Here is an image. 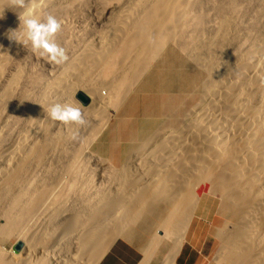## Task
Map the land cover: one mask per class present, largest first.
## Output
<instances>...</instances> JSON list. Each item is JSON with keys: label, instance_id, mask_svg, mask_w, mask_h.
I'll list each match as a JSON object with an SVG mask.
<instances>
[{"label": "bare ground", "instance_id": "1", "mask_svg": "<svg viewBox=\"0 0 264 264\" xmlns=\"http://www.w3.org/2000/svg\"><path fill=\"white\" fill-rule=\"evenodd\" d=\"M57 1L24 0L23 7L7 8L11 7V0H0V7H5L0 9V240L13 234L15 243L22 244L15 252L7 250L0 241V264H99L102 254L121 234L122 226L136 215L151 214L155 203L162 204L163 208L162 237L172 240L164 264H175L185 235L177 233L172 237V232L184 223L185 217L199 211L202 197L213 203V220L217 222V255L213 264H264V30H256L246 38L240 34L236 20L241 14V5L236 0L218 3L216 26L207 32L204 31L207 20L204 21L206 28L202 24L209 15L203 10L205 0H117L115 5L108 6L107 25L99 32L96 30L91 39L82 38L84 41L76 48L71 46L75 49L58 67L56 78L44 80L48 82L38 88L35 102L31 104V100L27 103L29 106L25 103L27 108L24 101L29 100V94L24 92L14 104L19 72L10 74L8 68L20 44L11 41L8 33L18 26L19 15L37 16L46 8L50 13ZM167 41L176 43L175 47L207 75L193 107L185 106L188 114L183 113L182 117L186 128L176 136L171 132L167 137L161 131V134L156 131L157 136L147 130L156 135L153 138H158V145L152 149L154 153L146 155L144 166L140 165L144 161L142 156L136 159L135 155L133 161L130 158L133 162L130 167L126 166L131 165L128 159L125 165L122 161L123 166L116 169L114 176L121 189L116 188L114 191L118 192L112 198L99 196L101 192L94 191L95 187L86 194L83 186L87 182L81 184L84 177L79 186L72 182L75 155L67 147L70 152H66V158L50 164L52 168L49 166L53 171L49 172L52 174L49 180L53 183L45 185L46 180L42 178L38 180L40 183L26 187L32 180V169L43 166L48 151L63 143L58 140L62 130L58 134L51 132L54 121L48 117V106L64 103L66 92L74 86L79 88L80 77L86 78L93 74L87 72L96 68H104L115 79L111 78V84L109 81L110 94L107 89L109 95L103 97L99 85L105 83L94 84L98 79L87 78L84 86L88 87H81L93 96L90 111L97 110L99 114L98 109L105 105H119L127 88L134 84L141 71L144 73L143 69ZM91 79L94 82L89 86ZM177 103L182 109L183 101L177 100ZM5 108L10 110L9 114L18 108L26 113L21 117L16 110L13 127L2 136L5 127L7 130L6 118L1 117ZM90 111L83 112L86 122L91 120L89 124L97 121L95 115L99 116ZM101 126L98 127L101 129ZM130 168L139 173L130 174ZM65 185L84 193L75 198L66 197Z\"/></svg>", "mask_w": 264, "mask_h": 264}, {"label": "rangeland", "instance_id": "2", "mask_svg": "<svg viewBox=\"0 0 264 264\" xmlns=\"http://www.w3.org/2000/svg\"><path fill=\"white\" fill-rule=\"evenodd\" d=\"M70 1L72 3L69 2V0H58L56 2L57 4L55 5L56 7H53L52 9H50L51 10L50 13H49V9L47 10L46 8L45 10L40 12V14L37 15V17L40 20H43L44 16L46 15H52L60 23V29H58V31L53 35L52 39L56 44H58L59 47L64 49L65 56H66L65 60H67V57L71 55V52L79 45V43H82L84 41L82 40V38L86 40L91 39V37H93V35L96 34V30L97 32H99L101 30L100 28H104L107 25L106 24L108 23L107 16L109 14L106 12H108L109 10L108 6L111 4L115 5L118 2L117 0H70ZM110 1L111 3H109ZM210 1L211 0L203 1V7H204L203 10L208 11L209 13V15H207V17L204 18L202 22L204 27L207 25L206 26L207 28L205 27L206 28L205 30L202 27V29L206 32L210 31L208 29L214 28L216 26L215 22L217 21V17H218L216 8L218 9V3L223 5L228 0H213L211 1L212 3ZM237 1L240 3L239 5H241L240 13L244 14V15L239 14L241 17L239 16L236 20V22L239 23L238 30L240 29L239 32H242L240 34L244 35L246 38L247 35L251 37L252 36L251 33H254L256 30L257 31L264 30V17H263L264 0H253V1L252 0H240V1L236 0V2ZM250 4H253V5H250ZM222 5H219V7ZM242 16L243 17L245 16V17L243 18ZM204 21L207 22L206 25H205L206 22ZM247 28L250 31V32L248 31V33L246 32ZM60 37L63 39H61ZM78 41H81V42H78ZM171 42L173 43V41H167L165 45L162 46V48L160 49V52L158 51V53L156 54L157 56L153 57L151 59L152 62L150 61L148 66H146L147 70H145L146 68L145 67L143 69L144 73L142 74V71H141L140 76H138V78L136 79L137 81L135 80L136 83L135 82L134 84L132 83L130 85L131 87L129 86V88H127L129 90L128 92L126 91L127 94L124 95V98L121 99L120 104L119 105L116 104L115 106L112 105V103H111L112 106H110V104L105 105V108L102 107L103 109L102 108L98 109L100 111L102 109V112L98 111L99 114L96 112L97 110L93 111L92 109V111H90L91 109L89 108V105L91 104V99L93 98V96L89 93V91H87V88L84 89L85 90L84 91L81 86H84V84L87 85L86 83L88 81L87 78L88 79H90V77L95 78L94 81L98 79L95 82L92 81L93 79H91L90 81L92 82L90 83L88 82V85L93 84V82L94 84L96 83L98 84L101 82L103 84L104 82L105 85L103 86L101 84L99 85V89L102 90V91L100 90L99 91L101 92L103 97H108V95L110 94L109 93L110 88L108 87L111 84L112 80L115 78H112L113 75H107L104 71V68H96L92 71L90 70V72H87V73L93 72V74L92 73L90 75L87 74L89 75L87 76L85 73V75L87 76L86 78L85 76L82 78L80 77L81 80L79 79V82L81 81L82 82L79 83V88L77 86L76 87L74 86V88H72L70 92L68 91L69 95L66 92L65 99L63 101H65L64 103L71 104L73 107L79 106V108H82V111H81L82 116H84V114L88 113L89 111L95 114H98L99 115L98 117L97 115H95L94 117V119H96L97 121L95 122L92 120V122L89 124L91 120L90 121L88 120L89 121V122L87 121L89 124L88 125L86 124L87 122L84 118L86 123L81 124V125H72V126L68 125L66 126V129H65L64 124H60L58 121H54L52 123L54 127L53 129H51V132L52 134H55V133L58 134L60 130L64 131L63 132L64 134L62 133V131H60L61 133L58 134L60 137V138L58 137L59 142L62 140L61 142L63 143H61L62 145L58 143L55 149L48 151L46 158L42 161L43 166L35 167L32 169L34 176L31 175L32 180L31 181L29 180L25 184V186L29 188L31 185L32 186L35 185L36 182L38 184L40 183V181L38 180L39 179L42 180V178L46 180L43 182L44 184L46 183L45 185H47V183L48 184L53 183L52 182L53 180H49V179H52L51 178L52 174H50L49 172L51 173L53 172L49 168L50 164L54 165L56 164V162H60L58 160H62L66 158L65 157L67 156L66 152H70L74 150L75 159H74V163L72 164V168L74 169L75 172H74V176L72 177L73 181L72 180L70 181L76 182L78 186L82 180H83V183L81 182V184L83 185H85L87 182V184L83 186L84 192H86V194H87L88 189L90 188L92 189L95 187L94 191L98 189L97 191L101 192L99 196L102 195L103 198L105 199H107L106 198L107 196L112 198L119 191L118 189L119 188L121 189L120 184L117 183V181L114 179V176L117 171L116 169L123 166L122 161L124 164L130 158H131L130 160L133 161V157L135 155H136L135 156L136 159L137 157L140 159L139 156H142L141 159L144 157V159H142L144 161L140 160L142 162L140 165L144 166L146 159L152 153H154L152 152L153 151L152 149L155 148L159 143L157 137L153 138L155 134L158 136L156 131H158V133L161 131V133L165 134L167 137L169 133L171 134V132L173 136H176L181 130L185 129L186 127H185V124H183V122L186 123V120L184 117H182V115L188 114V111L186 110L185 106L188 109L193 107L194 99L197 96H199L202 90L203 83L205 82L207 78V75H206V72H204L205 70L203 71V69H200L201 67L197 63L195 62L193 63V61H191L190 58H187V56L184 55L183 52L178 49V47L177 48L175 47L177 46L176 43L172 44ZM69 45H70V48H68ZM238 48H235V49H238ZM15 54L16 55H14V57L11 59V62L8 68V72L10 74L13 73L15 70H17L20 73V74L18 73L19 82L16 86V90L14 94L15 97L13 99V103H14V100L20 99V97H22V95L25 92L26 95L29 94V97H28L29 100H25L24 105L25 103L27 104L28 102H29L28 104H30L31 102H32L31 104H33V102H35V99L38 96L37 95L38 88L40 89L42 86H44L45 83L48 82L44 80H51V79L54 80L53 78H56L54 76L58 74L57 73V71H59L58 67L60 66L61 63L57 64V63H53L47 60L45 57L38 55L35 51H33L27 45H19L18 50ZM20 68H22V70ZM99 78H102V79H99ZM31 81L33 82L31 83ZM109 81H110V84H109ZM76 84L78 85V83ZM38 85L39 87H37ZM86 85L84 86V88L88 87ZM35 87H37V89H35ZM181 89H182V93H181ZM196 90L197 92H195ZM79 91L88 95L89 101L86 105L82 104L80 101L76 99V94ZM107 91L109 94H107ZM66 95L68 96L69 99L67 98ZM63 97L64 96H62V98ZM177 100L178 102L180 100L183 101V104H182L183 107H181L183 110L180 109V106L177 107L176 105L178 104ZM64 103L62 102V104ZM27 105L25 106L28 108L29 105L28 106ZM8 109L7 108H5V110L3 109L2 114H1L2 118L3 117L6 118V126H7V130L5 127L4 131L2 132V136L9 131L10 127L11 128L13 127V124L15 122V120L13 121V119H15L17 115V111H18V116H21V117H24V114L26 113L25 110L23 111L18 108L19 110L18 109H16L17 111L15 110L16 113L13 112L12 114H9L10 110L8 111ZM83 109H86V110H83ZM84 111H87V112H84ZM103 112L104 113L107 112V114L106 115L103 114L102 116L101 114ZM96 117L99 119H97ZM98 120L100 122L102 121L101 122L103 124L102 126L99 125L101 123L97 124V122H99ZM187 121H188V118H187ZM96 125L102 127L101 129L98 126H97L98 128L96 127L98 130H100L98 134H97L98 131L96 132V128L94 127ZM91 126H92L93 131L92 129H90ZM62 127L64 128L62 129ZM147 130L155 134H153L152 136V133L151 132L149 133V131ZM165 130L167 131L163 132ZM65 131H66V134H65ZM89 132H91L92 134L91 133L88 134ZM93 135L95 136L94 137L95 139L89 138V136L92 137ZM150 136H152L151 137L152 139L151 140L149 139L150 140L149 142V140L147 139ZM140 137H142L143 140H141ZM83 138L85 139L84 141H82ZM88 139H89V142L87 143ZM154 139L155 141L153 142ZM145 140H147V142L149 143L148 146H146L148 143H144ZM74 141L75 143H73ZM59 145H61V147H59ZM72 146L74 147V149L72 148ZM65 147H67L70 151L66 149ZM61 148H63V150H61ZM143 148H145V150H143ZM58 149L60 150V153L57 152L59 151ZM64 150L66 151L63 152ZM137 150L138 152L136 153ZM51 153L53 154V156ZM147 154H148V157H146ZM130 160L129 162H131ZM132 163L133 162H131V165L130 163L126 164V166L130 167L132 166ZM76 167L78 168L76 169ZM48 169L50 170L48 171ZM130 169H131L129 170L130 174L139 173L138 170H134V168H130ZM47 176H48V179H47ZM77 176L78 178L76 179ZM82 177L87 178V179H84V178L82 179ZM129 182L131 183L130 180ZM67 184H69V180H68V183H66V185ZM66 187L67 189L69 188L68 186ZM116 188L118 190L117 192L114 191L116 190ZM67 189H64V192L66 194V197L69 196V198L70 196L72 198H75L77 195L81 196V194L84 193L83 190L82 191L78 190L77 192L76 190H73L72 187H71V190L68 189L69 191H66ZM101 189L102 190L105 189L106 191L102 192ZM108 191L111 194L112 193L114 194L115 192V194L112 196L111 194H109ZM73 193H75V195ZM71 194H73L74 197ZM107 194H109L110 196ZM207 200L208 199L206 197H202V199L200 200V205H199L200 207L198 208L199 211H197V213L195 215H192L191 217H185L184 223L178 226V228L172 232V237L176 235L177 233H181L183 235L187 234L186 240L184 241L181 247V250H182L181 255L178 254L176 257V260H175L176 264H213L214 262L213 259L217 255L216 254L217 253L216 251L217 222L213 220L215 218L214 207H213L214 205L213 203L208 202ZM155 205H154V211H152L151 214L143 213L145 215L143 214L142 215L139 214V216L136 215L135 218L125 223L124 226H122L123 229L121 231V234L124 232L131 233L134 236V238H136L137 241L143 243L144 247L148 249L145 251L146 258L148 256H151L153 253H156V256H158V261L156 264H164V259L172 245L171 243L172 240L170 238L165 239L164 237H162L161 222H162V216H163V208H162V204L155 203ZM135 214L136 213H134L133 215ZM149 224H152V227ZM189 227H190V230H189ZM157 236H159L160 239H157L158 238ZM0 241L2 242V244L7 250H10V249L14 250L15 241L13 239V234L12 236L9 235V236L1 237ZM150 241L152 244L150 243ZM18 251H15V252H18Z\"/></svg>", "mask_w": 264, "mask_h": 264}, {"label": "clouds", "instance_id": "3", "mask_svg": "<svg viewBox=\"0 0 264 264\" xmlns=\"http://www.w3.org/2000/svg\"><path fill=\"white\" fill-rule=\"evenodd\" d=\"M24 0H11V7H23ZM5 7H0V9ZM18 26L10 30L8 38L20 45H27L38 55L45 57L53 63H62L65 59L64 49L59 47L52 39L60 28V23L52 15L44 16L40 20L36 15H19ZM48 117L59 121L65 126L81 125L85 123L81 110L68 103H53L48 106ZM74 135V134H73Z\"/></svg>", "mask_w": 264, "mask_h": 264}, {"label": "crops", "instance_id": "4", "mask_svg": "<svg viewBox=\"0 0 264 264\" xmlns=\"http://www.w3.org/2000/svg\"><path fill=\"white\" fill-rule=\"evenodd\" d=\"M186 236L187 234L184 236V241L186 240ZM181 247L177 255H181ZM146 250L144 244L137 241L131 233L124 232L117 236L109 248L102 254L99 264H156L158 261L156 253L146 258ZM176 257L174 259L175 264Z\"/></svg>", "mask_w": 264, "mask_h": 264}, {"label": "water", "instance_id": "5", "mask_svg": "<svg viewBox=\"0 0 264 264\" xmlns=\"http://www.w3.org/2000/svg\"><path fill=\"white\" fill-rule=\"evenodd\" d=\"M76 99L80 101L82 104L86 105L88 103V99L84 96L83 93L77 92ZM22 244L20 242H16L14 245V250L18 251L21 248Z\"/></svg>", "mask_w": 264, "mask_h": 264}]
</instances>
